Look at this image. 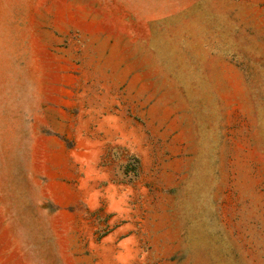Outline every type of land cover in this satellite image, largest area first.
I'll list each match as a JSON object with an SVG mask.
<instances>
[{
    "label": "rangeland",
    "instance_id": "obj_1",
    "mask_svg": "<svg viewBox=\"0 0 264 264\" xmlns=\"http://www.w3.org/2000/svg\"><path fill=\"white\" fill-rule=\"evenodd\" d=\"M0 264H264V0H0Z\"/></svg>",
    "mask_w": 264,
    "mask_h": 264
}]
</instances>
